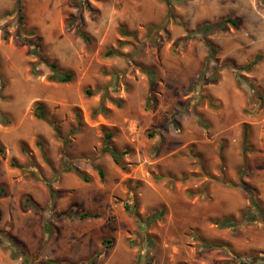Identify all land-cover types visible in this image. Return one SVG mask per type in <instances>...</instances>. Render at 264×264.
I'll use <instances>...</instances> for the list:
<instances>
[{
    "label": "rangeland",
    "instance_id": "1",
    "mask_svg": "<svg viewBox=\"0 0 264 264\" xmlns=\"http://www.w3.org/2000/svg\"><path fill=\"white\" fill-rule=\"evenodd\" d=\"M17 1L0 0V264H24L7 238L28 264H264V222L214 223L240 220L245 188L264 212V0H21V28Z\"/></svg>",
    "mask_w": 264,
    "mask_h": 264
},
{
    "label": "trees",
    "instance_id": "2",
    "mask_svg": "<svg viewBox=\"0 0 264 264\" xmlns=\"http://www.w3.org/2000/svg\"><path fill=\"white\" fill-rule=\"evenodd\" d=\"M97 1H102V0H97ZM177 1H181V0H177ZM163 2L166 3L168 8H170V5L172 4L173 0H163ZM20 4H21V0H18L17 3L15 4L14 9H13L14 13L17 14L19 28L22 27V16H21V5ZM170 11L171 10H169V12H168V16L171 15ZM227 25H230L232 27H236L237 21L234 19H231V18H225V19L219 20V21L211 23V24H205V25L201 26L200 28H198L196 30V32H194L192 35L199 37L201 40H203L205 42L206 45H209V44H207V42L205 40V36L208 33H211L214 31L224 30ZM76 32H77L78 36L87 45H91L92 39L79 26L76 28ZM121 33L125 36H131L132 35L129 32H127L126 30H122ZM16 39L20 42H27L28 47L30 49V54L34 58H36L38 60V62L44 64L52 72V74L48 77L49 81L57 82V83H68L71 81L72 77L70 74H66V73L59 71L57 68V65L54 62H50L48 59L43 57L42 54H40V52L38 51V48H37V46L33 40H23L21 38V36L18 34L16 35ZM153 39L154 40L156 39V32L154 34ZM113 55H119V53L116 50L107 51L105 53V56H107V57L113 56ZM257 62H258V60L256 58H254L252 61L247 63L242 68H234V67H230V68L233 70L235 75L238 77L239 76L238 71H240V70L249 71L253 66H255L257 64ZM31 72L33 75L38 74V72L35 70V68H32ZM87 93L89 94V92H87ZM99 112H101L100 107L93 111L94 114H98ZM33 115L36 119L45 121L53 129L56 136L59 139L61 138V131H60V128L58 126L57 120L52 118V117H48V114H47L45 108L43 107V105L37 104L35 106ZM71 133H73V132H71ZM110 137H111L110 135H107V139H109ZM62 141L64 142V145L67 144L66 140L63 139ZM243 144H244V146H243V157H244V163H245L246 153L250 150V147L248 145V136H247L246 130H244V134H243ZM105 151L110 153V155L112 156L113 161L116 165L120 166L122 169H125V166L122 164L120 156L114 150L110 149L108 147V145H106ZM1 152H2V148L0 147V153ZM65 157L68 158L67 156H65ZM12 166L18 167V166H16V163L14 161H12ZM70 170L74 171L76 173V175L78 177H80V179H82L84 182H86V183L90 182V178L85 173L74 170V168L71 166V161L68 158L67 159V167H65V171H70ZM98 172H99L101 179H103L104 178L103 171L101 169H98ZM48 187L50 189L51 196H53L55 192L51 189L50 186H48ZM245 189L244 190L248 193L250 206L241 212L240 220H235L233 217H224L222 220L215 221L214 223L216 225H218L220 228L240 227V226L246 225L248 223H254V222H259V221L264 222L263 210L259 207L257 201L255 200V198L253 196V193L249 189H247V188H245ZM0 192L3 193V190H0ZM23 206L26 209H30L33 211H39L40 212L39 206L37 204L33 203L28 197L23 199ZM98 217H99L98 214L83 213V214H80L78 218L82 220V219H97ZM6 246L11 250V256L13 259H22L24 261V264L29 263V255L27 254L25 247L21 243L7 238L6 239ZM250 261H251V263H253L255 261V258L254 257L251 258ZM47 264H51V263H47Z\"/></svg>",
    "mask_w": 264,
    "mask_h": 264
}]
</instances>
